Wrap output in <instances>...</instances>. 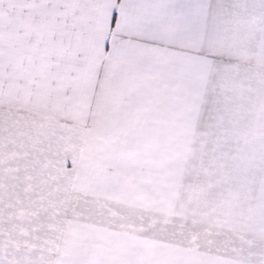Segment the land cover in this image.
Segmentation results:
<instances>
[{"label": "snow or ice", "instance_id": "obj_1", "mask_svg": "<svg viewBox=\"0 0 264 264\" xmlns=\"http://www.w3.org/2000/svg\"><path fill=\"white\" fill-rule=\"evenodd\" d=\"M0 264H264V0H0Z\"/></svg>", "mask_w": 264, "mask_h": 264}]
</instances>
